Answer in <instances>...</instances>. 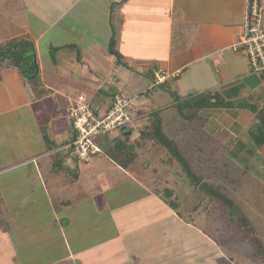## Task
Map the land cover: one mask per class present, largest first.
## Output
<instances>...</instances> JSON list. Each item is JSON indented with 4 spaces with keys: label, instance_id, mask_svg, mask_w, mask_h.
I'll list each match as a JSON object with an SVG mask.
<instances>
[{
    "label": "crops",
    "instance_id": "0c3cea01",
    "mask_svg": "<svg viewBox=\"0 0 264 264\" xmlns=\"http://www.w3.org/2000/svg\"><path fill=\"white\" fill-rule=\"evenodd\" d=\"M23 4L15 36L35 43L39 76L0 67V264H239L213 235L220 227L198 220L201 210L180 217L166 202L169 191L155 192L104 152L78 160L70 113L81 94L104 111L124 93L134 140L149 112L173 103L169 89L217 91L233 105L203 108L183 148L214 149L205 168L212 173L264 169V135L250 107L264 110V79L245 50L234 49L247 0H56L58 12L41 14L38 29ZM56 26L43 54L41 40ZM114 33L125 65L107 53ZM150 70L167 75L165 86L150 89ZM137 82L144 95L133 92ZM183 174H168V187L188 181ZM246 176L243 186L252 182Z\"/></svg>",
    "mask_w": 264,
    "mask_h": 264
},
{
    "label": "trees",
    "instance_id": "16d2710c",
    "mask_svg": "<svg viewBox=\"0 0 264 264\" xmlns=\"http://www.w3.org/2000/svg\"><path fill=\"white\" fill-rule=\"evenodd\" d=\"M11 7L13 8L9 10ZM19 15L20 17L24 15L23 0H3L0 3V67H17L26 78L33 81L39 76L38 69L32 71L29 68L37 55L35 43L26 36H15L16 32L22 30L21 25H16L15 30L14 28L11 30L8 24L5 25L3 22L17 19ZM115 46L114 33L107 53L116 55L118 62L122 63L124 62L122 55ZM148 75L152 79L150 89L159 85L165 86L166 80L153 85L156 80L153 70H150ZM169 92L173 103L166 108L149 112L146 115L147 123L140 127L139 135L134 140L131 139L132 122L124 126L118 135H114L112 131L100 135L97 141L101 152L138 180L151 185L159 194H162V188L167 186V175L173 170L181 169L188 181L184 184L176 183L171 188L167 187L166 192L169 191L170 196L169 199L166 198L167 204L184 219L191 218L202 209H206L210 215L222 210V215L227 217L230 224L248 240L254 251L253 257L264 262V241L256 234L253 221L230 193L226 182L213 178L212 170L205 169L209 167L208 161L214 160L217 152L208 148L209 153L206 154L204 149L202 151L195 145L183 148V145H186L183 142L188 138L194 121L203 108L225 107L233 103L212 90L187 96H180L170 89ZM250 107L257 112L256 118L264 135V110L257 106ZM192 159L203 164L195 170ZM231 171L232 168H227L225 176L229 177ZM247 172L245 170L242 173L246 176ZM228 181L234 182L231 179Z\"/></svg>",
    "mask_w": 264,
    "mask_h": 264
},
{
    "label": "rangeland",
    "instance_id": "374dc122",
    "mask_svg": "<svg viewBox=\"0 0 264 264\" xmlns=\"http://www.w3.org/2000/svg\"><path fill=\"white\" fill-rule=\"evenodd\" d=\"M3 0H0V3ZM26 4L28 6V17L29 21L31 23V26L34 29L39 28L40 22L44 21L45 19L42 18L41 14H46V17L48 19H51L52 16L55 15V13L58 12V8L55 9V3L56 0H26ZM13 7L9 8L11 10ZM65 8V5L63 6V9ZM61 12V11H60ZM23 21V16H18L17 19H12L9 22L3 21L7 26L11 28H14L15 26H20ZM48 24V22H44ZM49 28V27H47ZM58 27H54L53 31L51 33H47L45 38L41 40V50L43 54L48 53L46 46H48V41L51 39V37L55 36L57 32L60 30H57ZM12 30V29H11ZM21 37V36H20ZM112 38V37H111ZM109 49V46H108ZM115 49L117 50V45L115 46ZM105 51V49H103ZM102 50V51H103ZM103 51V52H104ZM111 55V54H109ZM114 56V54H113ZM116 56V55H115ZM117 59V57H116ZM118 62V61H117ZM124 65V63H119ZM143 82V81H142ZM144 84V82H143ZM143 84L140 82H137V84L134 86L133 92H136L138 94H143ZM146 98V96H143ZM136 105V103H135ZM45 116V115H44ZM180 117V116H178ZM133 124V123H132ZM135 125V124H134ZM118 130V129H117ZM120 130V129H119ZM138 132V129L135 128L134 134ZM108 158V157H107ZM110 160V159H109ZM106 163H110L106 160H104ZM112 161V160H110ZM197 160L192 159V164L195 170L198 168V162ZM214 161V160H213ZM212 162L208 161V166H211L213 164ZM219 163V162H218ZM111 165H116L112 161L110 163ZM255 164V163H254ZM220 165V163L218 164ZM246 167L247 165L244 164ZM243 166L242 172L245 170L248 171L247 173L252 176L250 178L252 180L248 182V185L243 186L245 184L246 177L241 170L232 169L230 176H225L226 174V167H222V170L219 169L217 172L213 173L215 174L213 178L220 179L222 181L226 182L227 187L229 188V191L231 194H235L234 198H236L239 203L243 206L244 210L247 212L250 219L253 221V224L255 226V230L257 231L256 234L261 237L264 241V169H260L259 167H254L255 165H249V168H245ZM180 170V173L183 174L184 172ZM201 170V169H200ZM221 173V174H220ZM184 175V174H183ZM187 178V176H185ZM174 180H180L177 177H173ZM228 179L233 180L234 182L231 183V181H228ZM172 178H170V181ZM184 180V179H181ZM186 180V179H185ZM177 182V181H175ZM185 182V181H184ZM170 183V182H169ZM174 186V184H173ZM167 187H163L162 191H167ZM253 191L258 190L260 194L255 193L252 196H245V190ZM202 216L198 218V220H203L204 222H201L206 228L213 230L215 226H219V232H213V235L217 238H219V241L222 243L224 248V253H226L227 257H233L234 260H237L239 264H264V262L256 260L253 257L254 251L251 248L248 240L245 238L244 234L234 225L230 224L227 217L222 215V210H218L214 212V214L210 215L207 213L208 211L206 209H202ZM232 255V256H231ZM236 258V259H235Z\"/></svg>",
    "mask_w": 264,
    "mask_h": 264
},
{
    "label": "built area",
    "instance_id": "2783aa9c",
    "mask_svg": "<svg viewBox=\"0 0 264 264\" xmlns=\"http://www.w3.org/2000/svg\"><path fill=\"white\" fill-rule=\"evenodd\" d=\"M247 2L244 29L234 49L243 48L251 69L260 73L264 79V10L260 0H247ZM155 75L156 80L153 85L167 79V75L162 70H157ZM129 106L130 99L124 93H116L111 106L104 111L95 107L84 94L74 100L70 113L74 137L70 146L78 160L89 162L101 152L97 141L100 135L122 129L133 122Z\"/></svg>",
    "mask_w": 264,
    "mask_h": 264
},
{
    "label": "water",
    "instance_id": "95a60500",
    "mask_svg": "<svg viewBox=\"0 0 264 264\" xmlns=\"http://www.w3.org/2000/svg\"><path fill=\"white\" fill-rule=\"evenodd\" d=\"M29 68L32 71H35L36 69H38V64H37V60L36 59L33 60L32 64L30 65Z\"/></svg>",
    "mask_w": 264,
    "mask_h": 264
}]
</instances>
